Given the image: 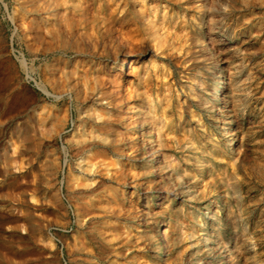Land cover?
Instances as JSON below:
<instances>
[{
    "label": "rangeland",
    "instance_id": "rangeland-1",
    "mask_svg": "<svg viewBox=\"0 0 264 264\" xmlns=\"http://www.w3.org/2000/svg\"><path fill=\"white\" fill-rule=\"evenodd\" d=\"M14 1L0 0V264H82V261L93 259L87 256L88 252L93 254H89L90 256H94L100 251L106 252L107 257L98 263L110 264L113 259L108 257L111 249L107 233L112 231L114 234H123L125 226L131 228L132 234L128 239L123 236L117 240L122 242L120 246L124 247L125 252L122 254L121 263L206 264L207 258L200 252L196 237L192 234L194 231L199 232L197 223L202 219V213L207 209L210 199V196L205 194L210 193L207 189L214 185V180L210 173H203L197 168L195 160L199 157V150L196 143L190 142L187 126L191 125L198 136L201 135L199 125L205 126L207 136L209 135L206 146L210 153L217 150L216 146L223 141V137L218 129L211 128L207 117L202 118L203 115L190 106L187 93H183V86L177 82L182 70L179 62L182 56L179 54L181 39L191 32L192 21L199 14L197 4L194 0H145V4L148 3L159 9L162 15L172 18V21L168 22V25L172 26L171 35L175 36L174 38L179 36L173 41L174 48L166 46L162 51L157 50V56L154 55L155 49L152 45H149L145 54H140L143 48L138 50L137 47L142 43L144 36L138 35L137 25H105L107 29H104V32H110V37L103 45L101 53L105 46L110 52V58L103 57L101 66L94 65L90 72L93 73V69L100 71L103 80L120 76L117 68L118 64L124 61V57L116 53L118 59L113 62L115 51L112 48L122 42L123 37L131 38L129 48L134 50L135 56L126 75L122 73L125 75V83L126 80L138 83V74L141 77H149L154 82V91L162 93L159 99L163 101L162 108L169 113L165 117L170 120L171 128L166 129L162 138H157L156 130H147L148 135H155L154 139L157 138L155 147L161 157L157 172L146 163L150 159L153 160L152 152L148 150L143 139L136 136L139 150L142 148L145 153L136 151L129 156V161L125 160L128 164L118 172H125L124 177L116 174L118 170L114 166L118 157L112 156L107 163L111 164L113 174L108 175L106 168L99 166L92 178L77 165L82 152L68 143L72 140L76 128L72 122L73 117L69 127L48 125L47 135L42 141L44 144L31 145L29 142L27 126L32 111L37 112L42 101V105L55 106L54 110L59 107L56 108V103L53 102L57 96H54L52 91L51 94L43 92L40 78L31 73V61L25 57L28 46L22 35L25 31L22 23L28 16L15 15L17 3ZM86 1L89 4L96 2ZM129 1L134 5L137 0ZM216 2L224 12H230L224 21L228 35L221 37L220 59L225 64L228 77L225 82L227 97L232 95L229 88L228 63L238 82L241 105L234 121L236 126L239 125L244 130L238 135L239 140L243 138L244 143L240 146H244V152L236 151L234 155L226 154L221 158L211 155L210 157L220 161L225 167L239 171L244 196L240 220L241 225L247 227L252 241L248 250L249 262L264 264V0ZM103 3L107 4L108 0H103ZM135 12L139 14L136 9ZM118 14L117 17L123 15ZM146 38L149 39V36ZM77 58H70L71 65L79 64L76 62ZM49 59H44L42 65L38 64L35 70L42 72L46 66H50L54 58ZM174 66L179 70L177 79L172 73ZM107 83L106 88L111 91L113 85ZM102 86L104 87L103 82ZM33 91L40 95L36 96ZM66 95L63 96L71 98ZM46 98L51 99V103L45 101ZM139 100L135 102V106L140 104ZM139 110L142 113L141 107ZM120 111L124 114L123 109ZM58 117L53 116V120ZM102 157L92 158L102 161ZM75 177H78L79 181H75ZM87 180L94 182V186H84ZM222 191L224 190L220 189L216 194H224ZM108 196L110 200L107 199ZM108 201L114 206L116 213H110ZM140 219L143 223L141 227ZM163 220L169 222L167 228L171 240L170 243L166 241L163 244L166 257L159 251L156 252L158 244L154 238L150 239L154 236V223ZM107 221L120 224L111 223L107 226ZM142 234L143 238H140ZM49 237L52 238L54 247L50 246ZM179 237L183 238L180 243ZM75 246L79 251L76 257L73 255Z\"/></svg>",
    "mask_w": 264,
    "mask_h": 264
},
{
    "label": "bare ground",
    "instance_id": "bare-ground-1",
    "mask_svg": "<svg viewBox=\"0 0 264 264\" xmlns=\"http://www.w3.org/2000/svg\"><path fill=\"white\" fill-rule=\"evenodd\" d=\"M95 1L91 4L87 3L86 0L14 1L17 3L14 10L15 15L21 16V14H24L25 17L28 16L27 20L22 23L25 29L22 35L24 42L28 46L25 57H28L31 61V73L37 74L40 78L43 92L50 93L52 91L54 96H57L53 102L56 103V108L59 107L57 110H54L55 106L42 105L43 101H40L42 103L41 107L39 110L37 107V112L32 111L28 119L27 134L29 142L32 143L31 145L44 144L42 141L47 135L46 130L48 125L55 126L59 124L62 127H69L73 117L72 122H74L73 124L76 128L72 134V140L67 142L73 144V147L82 152L77 165L87 172L88 176L93 178L99 166H104L108 175L113 174L111 172V164L107 163L112 156L118 157V161L114 167H117L118 171L116 174H119L118 172L122 171L125 165L128 164L125 160L129 161L131 154L136 151H141V154H144L145 151L143 152L142 148L139 150L136 136L143 139L148 150L150 149V152H152L153 160L150 159V161L146 162L148 163V167L155 170L159 169L161 157L155 147V140L158 137L162 138L166 129L171 128V122L165 117L169 113L162 108L161 102L163 101L159 99V96L162 97V93L160 95L159 92L156 93L154 91V82L149 77H141L138 74V83H130V80H126L125 83L127 69L130 65H133L132 58L135 56L134 50L129 48L131 41L129 39L131 38L126 39L127 37H123L124 40L122 42L120 41L118 45L113 48L111 47L115 51L113 62L118 59L116 53L124 57V61L120 62L117 68L119 74L121 73L122 75L124 73V76L120 75L112 79L109 77L107 80H103L100 71H95L96 69H93V73L90 71L94 68V65L101 66L103 57L110 58V52L105 46L101 53L103 45L106 44L107 38L110 37V32H104V29H107L105 28L107 23L137 25L139 27L138 35L144 36L141 39L142 43H139L140 45L137 47L139 48L138 50H142L141 48H143L141 53L138 52L140 54H145L147 52L146 49L149 50V45H152V48L155 49V52L153 49L154 55L157 56V50L162 51L166 46L174 48L173 41L179 38V36L174 38L175 36L171 35L170 29L172 26H169L168 22L172 21V18L162 15L159 13V9H155L148 3L145 4V0H137L136 4L133 3L134 5H131L129 0H108L107 4H104L103 0ZM194 2L197 4L199 14L192 21L191 32L181 39L179 54H182V56L179 58V62L181 63L182 70L180 79L177 82L183 86L181 87L183 93H187L190 106L195 107L203 115L202 118L207 117L210 120L211 128L215 127L219 130L223 141H220L216 146V151L210 153L206 146V139H208L209 135L207 136L205 126L199 125L200 136L196 134L191 125L187 126L188 138L190 142L197 144V150H199L197 153L199 157L195 160L197 168L203 173H210L214 180V185L210 189H207L210 190V193L205 194L206 196L209 195L210 199L207 209L202 213V219L197 223V226L200 228L199 232L194 231L192 236L196 237L200 252L205 256L204 258H207L206 264H223L225 262L228 264H254L249 262L250 259L248 258V250L252 241L247 227L241 225L242 222L240 220L243 213L242 203L244 196L239 179V171L225 167L220 161L210 157L211 155L221 158L226 154L234 155L236 151L239 153L244 152V146H240V144L244 143L243 138L241 140L238 138L239 133L244 130L239 125L236 126L234 121L241 105L238 82H236L235 74L230 69V63H228L227 70L230 71L229 88L232 95L231 97H227L225 95V82L228 77L225 71V64L220 59V54L222 53L221 37L228 35L224 21L230 12H224L216 0H194ZM135 9L139 14H136ZM118 13H122L123 15L117 17ZM146 36H149L150 40ZM139 40L136 39L137 42ZM115 41L117 44V40ZM72 56L78 57L76 62H79V64L74 62L75 64L71 65L70 58ZM47 58H50L49 60L54 58L53 63L50 66H46L47 68L42 70V72L37 71L38 69L35 70V67L38 64L42 65V61L44 59L47 60ZM177 68L174 66V71L172 72L175 79H177ZM102 82L105 88L102 86ZM106 83L113 85L111 91H108V87L106 88L108 86ZM127 84L130 85L128 86ZM159 89L157 90L159 91ZM35 91H33L34 94L39 96L40 94L38 93V95ZM166 91L164 90V93ZM64 94H67L66 96L68 97L71 96V98L67 99L63 96ZM49 100L51 99H45V101ZM137 100L140 101V104L138 103L139 105L136 104L137 106H135ZM140 107L142 108V113L139 110ZM122 109L124 114L120 111ZM53 116L59 117L53 120ZM148 128L157 131L156 139H154L155 135L151 136L147 134ZM199 137L206 138L199 139ZM148 154L146 151V155ZM94 156L98 158L99 156H103L102 161H96L92 158ZM124 173L122 172L119 175L124 177ZM134 173L136 174V172ZM183 176L185 177L186 174ZM74 180L79 181V178L75 177ZM87 181V184L84 186L90 187L94 184V182H90L91 180ZM220 189L224 190L222 191L224 194H216ZM204 193L207 192L204 191ZM202 198L204 197L202 196ZM107 199L110 200L109 196ZM107 205L110 207L107 206L108 209H111V212L108 211V213L114 212V206L111 205L110 201H108ZM116 217L118 218V216ZM195 219L197 218L195 217ZM139 221L140 227L143 226L141 219ZM111 223L113 225L120 224L117 222ZM111 223L108 222L107 226ZM168 226L169 222L167 220L155 222L152 226L154 236L150 237L151 240L154 238L158 244L156 252L159 251L165 257L167 253L163 244L166 241L168 243L171 241L168 235ZM124 228L123 234L119 235L114 234L112 231L106 232L110 237L108 238L111 249L108 257L113 259L110 264H134L133 262H120L125 252L123 251L124 247L120 246L122 242H117V240L123 236H125L124 239H128L132 234L130 227L125 226ZM51 237L48 238L49 244L51 247H54L52 242L53 237ZM140 238H143V234ZM178 240V243H180L183 241V238L179 237ZM75 247L73 255L76 257L79 251L77 250V246ZM89 254H93L87 253V256L93 257V259L82 261V264H99L98 262L104 261L107 257L104 251L97 252L94 256H90ZM79 255L81 254L79 253ZM74 260L77 261L75 258Z\"/></svg>",
    "mask_w": 264,
    "mask_h": 264
}]
</instances>
